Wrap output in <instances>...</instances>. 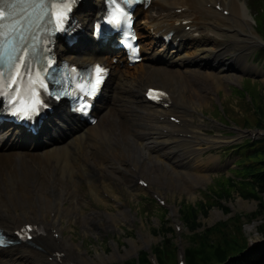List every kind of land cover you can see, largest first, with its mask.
Returning <instances> with one entry per match:
<instances>
[{"label": "bare ground", "instance_id": "bare-ground-1", "mask_svg": "<svg viewBox=\"0 0 264 264\" xmlns=\"http://www.w3.org/2000/svg\"><path fill=\"white\" fill-rule=\"evenodd\" d=\"M218 3L222 8L216 7ZM226 8L229 12L225 14L223 9ZM138 10L142 14L138 33L150 35L143 44L147 52H152H145L147 58L136 64L137 71L130 78H123L120 62L114 63L111 56L102 54L88 36L81 39L79 46L74 44L68 51L61 49L65 58L79 64L98 57L111 65L108 94L99 103V117L94 124H75L69 131L56 135L53 132L59 129L58 122L49 121L43 132L48 134L46 137L56 136L42 140L43 148L40 149L35 140L9 143L6 134H15L18 129H6L3 136L0 131V226L12 233L26 219L33 218L42 229L31 244L21 241L0 246V264H95L82 254L78 261L73 259L75 244L60 235L61 217L75 213L81 201L77 187L82 177L95 197L106 204L110 201L106 195L118 198L115 186L124 184L132 189L135 178L137 181L145 176L148 186H177L184 191L189 190L190 183L205 179L206 175L195 174L189 169L182 172L176 164L196 168L205 161L200 155L203 145L199 140L208 145L225 139L202 135L198 124L192 121L190 109L207 100V88L214 87L217 91L224 81L238 78L235 72L252 69L246 61L239 68L229 63H233L236 54L230 51L233 42L248 44L263 40L253 31L245 2L239 0H151L146 8ZM90 11L97 16L100 5L90 6ZM170 29L172 41L178 44L170 46L162 40L163 44L154 47L155 36ZM206 37L211 38V46L204 41ZM185 40L188 43L183 46ZM157 52L165 55V64L155 62ZM228 53L231 58L227 59ZM122 59L120 56L119 61ZM150 82L167 89L168 105L155 104L147 100L144 93L140 95ZM168 84L181 89L182 94ZM185 90H189V97L184 101ZM61 112V120L69 124L71 118L64 107ZM173 114L179 117L178 122L169 118ZM154 148H158L155 154L151 153ZM161 166L181 174L182 178L162 173ZM109 178L114 182L108 181ZM143 187L137 186L135 190ZM103 215L115 225L131 216L128 209L118 207L116 212L83 211L80 214L83 229L91 228ZM54 230L58 231L57 236ZM77 251L80 252L78 246Z\"/></svg>", "mask_w": 264, "mask_h": 264}, {"label": "rangeland", "instance_id": "rangeland-1", "mask_svg": "<svg viewBox=\"0 0 264 264\" xmlns=\"http://www.w3.org/2000/svg\"><path fill=\"white\" fill-rule=\"evenodd\" d=\"M239 1L245 2L246 10L250 14L253 31L256 34L259 33L258 35L260 36V32L256 28L255 13L264 1ZM228 39L229 37L226 36L225 40L228 41ZM261 39L263 41L259 43L233 42L230 51L233 54L236 53L233 55L234 57L232 56L235 67H242L246 61L252 69L240 70L239 73L235 72L238 78L235 79L233 77L229 81H224V85L219 87L217 91L214 87L207 88L209 92L205 91L208 96L207 100L203 101L202 105L197 104L196 107L194 105L195 108L190 109L192 121H194V124H198L202 135L205 134L204 136L208 138L221 137L225 139L217 143H209L208 145L205 141L199 140L203 145L200 155L202 160L205 159V161H201L196 168H192L189 165L176 164V167L182 172H186L189 169L190 172L195 174L206 175L205 179L196 184L190 183L189 190L186 188L185 191L184 189H178L177 186L167 188L166 185H164L165 187H158L155 184L144 186L136 191L137 186L142 185L138 184L135 178L132 189H129L124 184L115 186L114 190L118 198L115 199L106 195V198L110 199L109 203L106 204L95 197L89 189L86 179L82 177L77 187V194L80 196L81 201L76 206V214L72 213L73 215H66L65 218L61 217L62 231L60 235L64 238H69L70 242L75 244L76 249L72 253L73 259L78 261L82 254L83 258L85 257L87 260L95 262V264H114L118 262L125 264V261L137 256L143 249H147L150 254L153 252L154 246L168 236H172V242L176 243L179 247V253L183 254L188 240V230L179 211L183 201L196 203L200 199L212 201V199L216 198L209 187L212 184L216 185L217 181L226 176L230 177L233 171L236 172L234 168L237 167V164L235 162L243 156L241 151H235L233 146L239 144L247 137L256 139L264 136V112L261 124H257L259 104L264 102V38L262 37ZM204 41L208 45H212L210 37H206ZM228 57L231 58V53L226 55V58ZM251 60L255 63H251ZM135 65L122 63L119 66L120 71L124 73L123 78H130L136 73L137 66ZM150 83L151 85H156V82ZM168 85L174 90L177 89L172 87L171 84ZM180 85H182L181 87L184 86L183 83ZM237 87L240 88L239 91ZM213 89L217 92L216 94H214ZM177 90L182 94L180 92L181 89ZM143 93L144 90L141 91L140 95ZM188 93L189 90H185L182 97L184 101L188 100ZM245 119L249 120L248 123H245ZM257 127L259 131H252V129ZM187 140L190 141L192 139ZM157 150L158 148H154L151 153L155 154L158 152ZM262 155H264V152H262ZM258 156L259 154L255 155V157ZM167 161L169 160L167 159ZM240 162L243 161L240 160ZM159 170L162 173H167V175L174 174L182 178L181 174L167 170L166 167L161 166ZM182 174L184 177L185 173ZM141 178L143 179L145 176ZM108 181L114 182L111 178ZM157 193L166 201L165 205H162L157 200L155 197ZM219 199L217 203L213 202L211 205L207 204L208 202L206 203L207 212L201 213L199 216L202 226H210L217 220L228 219L234 217L235 214H240L244 222L243 232L249 243H253L251 246H258L261 241H264V232L262 231V228H264V211H261L256 217L251 218L249 216L251 212L257 210L258 198L243 197L237 189H234L229 195L225 194ZM65 201L67 203L68 200L66 199ZM117 207L128 209L131 216L119 220L115 225V223L112 224L106 220L103 215L99 222L92 223L91 228L86 231L83 229L80 218V214L83 211L99 210L105 212L108 210L116 212ZM67 218L70 220H67ZM31 220L34 219H26L27 222ZM228 221L230 224L233 222L231 219H228ZM167 226L171 228L166 229ZM233 229L234 227H231L230 230L233 232ZM237 234L241 237L239 232ZM145 239L147 241L143 242ZM160 245L165 250L161 243ZM166 245L168 244L166 243ZM77 246L81 253L77 251ZM248 251L249 248L247 247L242 253H247Z\"/></svg>", "mask_w": 264, "mask_h": 264}, {"label": "trees", "instance_id": "trees-1", "mask_svg": "<svg viewBox=\"0 0 264 264\" xmlns=\"http://www.w3.org/2000/svg\"><path fill=\"white\" fill-rule=\"evenodd\" d=\"M256 21L257 28L264 36V2L261 3L256 12ZM237 90L239 91L240 88H237ZM259 107L257 124H261V120H263L264 102L259 104ZM248 121V119H245V123H248ZM233 147L235 151H241L243 156L240 157V160L243 162H240V160L236 162L237 167L234 168L236 170L234 175L226 176L217 181L216 185L212 184L209 187L216 198L212 201L200 199L196 203L183 201L182 206L179 208L182 220L188 230V240L184 248V256L188 264H255L258 263L260 257L264 256V241H261L258 246H252L247 253H242L249 243L243 232L244 222L240 214L228 218L233 221L231 224L228 219H224L217 220L210 226H202L199 220L200 214L207 212V202L210 205L213 202L217 203L220 200L219 198L225 194L229 195L234 189H237L243 197L259 199L257 210L249 214L251 218L264 211V155H262V152H264V136L256 139L247 137ZM256 154H259V156L255 157ZM231 227H234L233 232L230 230ZM168 228L171 227L167 226L166 229ZM262 231L264 232V228H262ZM237 232L240 233L241 237L238 236ZM160 243L165 247V250H163ZM152 251L159 264H178V246L172 242V236L163 239L154 246ZM125 264H154V262L149 257V251L143 249L137 257L125 261Z\"/></svg>", "mask_w": 264, "mask_h": 264}, {"label": "water", "instance_id": "water-1", "mask_svg": "<svg viewBox=\"0 0 264 264\" xmlns=\"http://www.w3.org/2000/svg\"><path fill=\"white\" fill-rule=\"evenodd\" d=\"M254 130H257V129H254Z\"/></svg>", "mask_w": 264, "mask_h": 264}]
</instances>
